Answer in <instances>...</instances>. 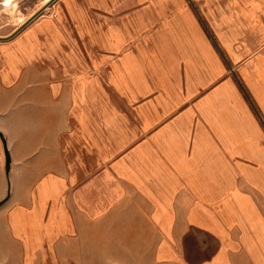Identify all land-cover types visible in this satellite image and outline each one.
<instances>
[{
    "label": "crops",
    "instance_id": "obj_1",
    "mask_svg": "<svg viewBox=\"0 0 264 264\" xmlns=\"http://www.w3.org/2000/svg\"><path fill=\"white\" fill-rule=\"evenodd\" d=\"M5 1L0 264H264V0Z\"/></svg>",
    "mask_w": 264,
    "mask_h": 264
},
{
    "label": "rangeland",
    "instance_id": "obj_2",
    "mask_svg": "<svg viewBox=\"0 0 264 264\" xmlns=\"http://www.w3.org/2000/svg\"><path fill=\"white\" fill-rule=\"evenodd\" d=\"M60 0H56L51 10ZM30 12H35L41 7L42 0H33ZM21 5V4H20ZM18 5L17 8L20 6ZM23 13V7L20 6ZM49 10L45 15L50 14ZM37 12V11H36ZM16 23L19 21L14 20ZM105 233H103V236ZM117 239H109L108 237H98L96 240L87 242H80V251L77 256H64L63 264H149L148 257L144 254H137V248L143 246L146 251L151 246L150 240L135 241L120 238L126 236L125 231L118 234ZM99 236V235H98ZM90 253V254H88ZM90 257V258H89Z\"/></svg>",
    "mask_w": 264,
    "mask_h": 264
},
{
    "label": "bare ground",
    "instance_id": "obj_3",
    "mask_svg": "<svg viewBox=\"0 0 264 264\" xmlns=\"http://www.w3.org/2000/svg\"><path fill=\"white\" fill-rule=\"evenodd\" d=\"M54 0H43V3H46V5H49L50 3H52ZM5 5H6V9H7V13H11L13 16V19L16 21H20V16L17 14V6L20 5V0H6L5 1ZM45 6V5H44ZM43 6V7H44ZM5 7V6H4ZM42 7V8H43ZM39 13V12H38ZM24 22V21H23Z\"/></svg>",
    "mask_w": 264,
    "mask_h": 264
},
{
    "label": "water",
    "instance_id": "obj_4",
    "mask_svg": "<svg viewBox=\"0 0 264 264\" xmlns=\"http://www.w3.org/2000/svg\"><path fill=\"white\" fill-rule=\"evenodd\" d=\"M0 39H4V38L0 37ZM6 157H7V164L9 166L10 165V162H11V158H10L9 152L7 150H6Z\"/></svg>",
    "mask_w": 264,
    "mask_h": 264
}]
</instances>
